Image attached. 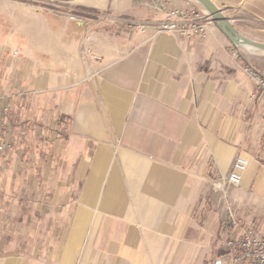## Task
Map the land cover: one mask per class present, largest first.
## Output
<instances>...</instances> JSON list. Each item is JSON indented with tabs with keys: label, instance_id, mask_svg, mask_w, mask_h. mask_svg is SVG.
<instances>
[{
	"label": "crops",
	"instance_id": "1",
	"mask_svg": "<svg viewBox=\"0 0 264 264\" xmlns=\"http://www.w3.org/2000/svg\"><path fill=\"white\" fill-rule=\"evenodd\" d=\"M92 1L0 0V49L21 53L0 93V264H215L239 202L264 235V92L231 42L155 33L196 0Z\"/></svg>",
	"mask_w": 264,
	"mask_h": 264
},
{
	"label": "built area",
	"instance_id": "2",
	"mask_svg": "<svg viewBox=\"0 0 264 264\" xmlns=\"http://www.w3.org/2000/svg\"><path fill=\"white\" fill-rule=\"evenodd\" d=\"M128 27L145 33L150 26L140 22H130ZM213 19L208 14L197 12L187 13L174 9L168 14L166 21L154 27L156 34L166 33L173 36H180L186 39H204L216 30ZM235 59L242 60L236 48L232 50ZM243 63V71L246 76L256 85L258 90L264 92V76L252 65ZM10 106L3 107V113L8 114ZM3 125L0 124V154L5 153L10 143L2 137ZM250 160L247 157L239 156L233 163L232 169L226 179L230 187H239L243 176L247 171ZM230 252L215 261V264H264V235L253 229L243 230L241 236L227 244Z\"/></svg>",
	"mask_w": 264,
	"mask_h": 264
},
{
	"label": "rangeland",
	"instance_id": "3",
	"mask_svg": "<svg viewBox=\"0 0 264 264\" xmlns=\"http://www.w3.org/2000/svg\"><path fill=\"white\" fill-rule=\"evenodd\" d=\"M40 2V4L51 8L56 11L60 12H71L74 9H84L86 6L87 1L91 0H78L75 2H62L61 0H37ZM93 0L92 2H94ZM221 10L224 11L227 18H229L232 21V24L235 26V28L241 33V35L264 43V0H212ZM199 4V3H198ZM201 11H196L197 13L201 14H208L206 10L200 5ZM136 22V21H133ZM6 19H2L0 21V39L2 37L3 30H5L6 26ZM217 28V26H216ZM217 28L215 31H218ZM18 36V34H17ZM18 42L16 40H13L12 42V48L6 50L0 49V93H3V95L6 94H13V91L9 88H7V82L11 79V74H13L14 71L18 70V63L16 60L21 58V53L17 49L16 45ZM233 48H236V51L240 55L242 60H239L240 62H244V60H248L253 67H255L263 76H264V60H257L255 55L252 54H260L264 56L263 52L255 51V50H249L243 47H236L233 45ZM243 66V65H242ZM243 69V67H242ZM244 72V71H243ZM6 134L4 130L2 131V137ZM0 164H3L4 158L0 156ZM2 166V165H0ZM4 166V165H3ZM228 187H230L228 185ZM236 189L237 187H232V189ZM223 190V189H222ZM211 192H214V186L211 189ZM220 192H223L220 190ZM222 202L224 206H226L228 199L225 197L223 199L222 196ZM207 202L212 204L214 201L212 195H208ZM244 204L239 202L236 207L233 210L234 217L231 219V226L233 231H235L236 236L234 238H230L226 236L225 243L226 247L227 244L231 241H234L239 237V234L237 232L253 228L257 231H259V225L260 223L256 224L255 226L247 225L245 220V213L246 208L243 206ZM228 216H230V211L226 209L225 211ZM225 246V245H224ZM226 256V255H225ZM224 257V256H223Z\"/></svg>",
	"mask_w": 264,
	"mask_h": 264
},
{
	"label": "water",
	"instance_id": "4",
	"mask_svg": "<svg viewBox=\"0 0 264 264\" xmlns=\"http://www.w3.org/2000/svg\"><path fill=\"white\" fill-rule=\"evenodd\" d=\"M62 2H75L78 0H61ZM206 10L213 19L219 31L236 47H243L249 50L260 51L264 53V43L249 39L235 28L232 21L227 18L224 11L221 10L212 0H196Z\"/></svg>",
	"mask_w": 264,
	"mask_h": 264
}]
</instances>
